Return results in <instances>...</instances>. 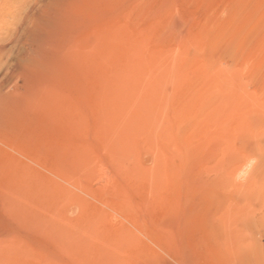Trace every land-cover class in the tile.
<instances>
[{
	"label": "rangeland",
	"instance_id": "374dc122",
	"mask_svg": "<svg viewBox=\"0 0 264 264\" xmlns=\"http://www.w3.org/2000/svg\"><path fill=\"white\" fill-rule=\"evenodd\" d=\"M138 59L173 78L122 159ZM103 262L264 264V0H0V264Z\"/></svg>",
	"mask_w": 264,
	"mask_h": 264
},
{
	"label": "bare ground",
	"instance_id": "6f19581e",
	"mask_svg": "<svg viewBox=\"0 0 264 264\" xmlns=\"http://www.w3.org/2000/svg\"><path fill=\"white\" fill-rule=\"evenodd\" d=\"M176 24V23H175ZM174 24V25H175ZM178 26V25H177ZM171 28H172V26L170 27V30H171ZM174 28V27H173ZM171 33V32H170ZM31 39L34 41V42H36L37 44H39V45H41V47L42 48H44V49H47L48 47H49V45H51V42H47V41H45V39H44V35H43V33L42 32H40L39 30H36L34 33H32L31 34ZM115 40V39H114ZM113 41V40H112ZM146 42V41H145ZM113 43V42H112ZM68 44H70V43H66V45H65V49L67 50L68 49V51L67 52H69V51H71V50H73V49H75V48H72V45H68ZM74 44V43H73ZM94 44V43H93ZM74 46H76V45H74ZM91 46V45H90ZM143 46V45H142ZM80 48L81 47H84V45H80L79 46ZM94 47V46H93ZM70 48H72L71 50H69ZM84 48H88L87 46H85ZM142 48V47H141ZM148 48V47H147ZM83 49V48H82ZM90 50H92V47L91 48H89ZM89 49H87L88 50V52L90 51ZM94 49H95V47H94ZM93 49V50H94ZM76 50V49H75ZM77 50H78V48H77ZM87 50H85V52L87 51ZM175 51V50H174ZM72 52V51H71ZM70 52V53H71ZM83 52V51H82ZM91 52V51H90ZM90 52L88 53V54H90ZM144 52V51H143ZM70 53H68V54H70ZM72 53H74V52H72ZM79 53V50H78V52H77V54ZM93 53V52H92ZM134 53V52H133ZM77 54H76V57L75 56H72V54H70L71 55V58H76L77 59ZM83 54V53H82ZM109 54V53H108ZM75 55V54H74ZM80 55V54H79ZM86 55V54H85ZM92 55V54H91ZM96 55V54H95ZM143 55H145V54H143ZM169 55V54H168ZM173 55V54H172ZM171 55V56H172ZM90 56V55H89ZM109 56V55H108ZM140 56V54H138V56H137V54H136V56H134V57H138V58H140L139 57ZM170 56V57H171ZM175 56V55H174ZM174 56H173V58H174ZM181 55H179V57H180ZM93 57V56H92ZM91 57V58H92ZM167 56H165V58H166ZM177 57V56H176ZM80 58V57H79ZM78 58V59H79ZM126 58V57H125ZM131 58V57H130ZM164 58V57H163ZM163 58H161V60L163 59ZM164 58V59H165ZM76 59L74 60V61H76ZM78 59H77V61L76 62H78ZM128 59V58H127ZM134 59H136V58H134ZM86 60V59H85ZM89 60V59H88ZM102 60V59H101ZM107 60V59H106ZM139 60V62L137 63V64H141L142 63V65H141V67L138 69V70H135L134 71V73L135 72H137L136 73V75H137V78H133L134 79V81H132V78H131V80H129V81H125V82H120V83H118V85H119V89H118V87L116 88V91L114 90V93L115 94H121V96H119L118 98L121 100V101H119V103H118V101L116 102V103H114V105H113V107L111 108L113 111H115V114L114 115H116V120H115V117H114V120H115V122H114V125L111 127V129L109 130V132H110V140H111V142H112V144L111 143H109L110 145H112V147H114V149H115V151L117 152V154L118 155H120V157L122 158V159H124L125 158V156H129L130 154H131V152L129 151V150H126V148H128V147H131L132 145L131 144H133L134 142H131V141H133V139H132V136H134L135 138H136V135L138 134V136L140 135V134H142V135H145V134H143V133H146V135L148 134V136H149V138H150V141H152L153 139L155 140V138H153V137H155V135H157L158 134V132L159 131H161L160 130V128H161V115H160V111H164V110H160L159 111V109H158V107L159 108H165L166 107V105H167V103H168V97H169V95L170 94H168V82H169V80H171L172 78H173V68H170L171 69V71L169 72V71H167V73L161 78V79H159L158 81L156 80V79H154L153 80V77H151V72L153 71V69L151 68V67H153V66H155V65H153V66H149L148 65V67H150L151 68V70H150V68L146 71L145 70V67H146V65L144 64V62H143V60H141V59H138ZM166 60H168V58L166 59ZM170 60V59H169ZM145 61H146V59H145ZM165 61V60H164ZM25 62L28 64V65H30V67L33 69V70H35V69H40V71H42V72H44V73H46L47 71H49V70H51V69H54V67H55V64L54 63H46V62H44L43 61V59H41V57H39L38 56V54L37 53H31V54H29L26 58H25ZM129 62V61H128ZM127 62V63H128ZM82 63V62H81ZM87 63V62H86ZM85 63V64H86ZM89 63V62H88ZM87 63V64H88ZM91 63V62H90ZM131 63V62H130ZM134 63V62H133ZM159 64V63H158ZM145 65V66H144ZM171 66V65H170ZM174 66V65H173ZM172 66V67H173ZM157 67V66H156ZM155 67V68H156ZM87 68V67H86ZM138 68V67H137ZM176 71V70H175ZM174 71V72H175ZM124 73H127L128 74V71L127 72H124ZM133 73V74H134ZM125 74H124V78H125ZM160 76V75H159ZM116 77V76H115ZM134 77H136L135 75H134ZM113 78V77H112ZM111 78V79H112ZM106 80H108V79H106ZM118 80V79H117ZM128 80V79H127ZM108 83V82H107ZM103 85V84H102ZM106 85V84H105ZM121 85V86H120ZM105 89V88H104ZM111 89V88H110ZM118 89V90H117ZM152 89H154L155 90V92L156 91H158L157 92V94L155 93V95L152 93ZM109 91V90H108ZM97 92V91H96ZM170 92H172V90L170 91ZM107 94V93H106ZM111 94V93H110ZM103 97V96H102ZM171 98H172V96H171ZM96 100V99H95ZM108 100V99H107ZM171 100V99H170ZM105 101V100H104ZM107 102V101H106ZM101 103V102H100ZM105 103V102H104ZM170 103V102H169ZM107 104V103H106ZM161 106V107H160ZM191 106V105H190ZM107 107V106H106ZM105 107V108H106ZM170 108V107H169ZM109 109V108H108ZM112 114V113H111ZM110 114V115H111ZM173 115V114H172ZM180 115V114H179ZM182 115V114H181ZM104 116V115H103ZM110 118V117H109ZM167 117H165V119H166ZM162 122H165V121H162ZM197 124H199V123H197ZM106 125H108V124H106ZM106 125H104V127L106 126ZM198 127V126H197ZM100 128V127H99ZM163 129V128H162ZM200 129V128H199ZM165 132H167V131H165ZM100 133H102V132H100ZM105 133V132H104ZM163 133V132H162ZM163 135V134H162ZM103 136V135H102ZM101 136V137H102ZM130 137V138H129ZM133 137V138H134ZM141 137V136H140ZM145 137L146 136H144V140H145ZM138 138V137H137ZM136 138V139H137ZM106 139H109V138H107L106 137ZM132 139V140H131ZM162 139V138H161ZM131 140V141H130ZM149 140V139H148ZM147 140V141H148ZM103 141V140H102ZM108 142V141H107ZM110 142V141H109ZM123 142L125 143V144H123ZM150 143H152V142H150ZM154 143V142H153ZM107 144V143H106ZM131 145V146H130ZM146 145V144H145ZM150 145V144H149ZM148 146V145H147ZM108 147V146H107ZM111 147V148H112ZM150 147V146H149ZM148 147V148H149ZM109 148H110V146H109ZM143 148V147H142ZM129 149V148H128ZM113 150V149H112ZM114 151V150H113ZM140 151V150H139ZM144 151V150H143ZM116 152H115V154H116ZM133 152V151H132ZM137 152H138V150H137ZM136 153V152H135ZM116 154V155H117ZM132 155V154H131ZM136 155H138V154H136ZM114 158V157H113ZM118 159V158H117ZM120 160V158H119V160L120 161H123V160ZM85 160V159H84ZM87 160V159H86ZM119 161V163L121 164V162ZM125 161V160H124ZM134 161V160H133ZM132 161V162H133ZM127 162V161H126ZM124 163V162H123ZM138 163V162H137ZM156 163H157V161H156ZM121 165H123V164H121ZM127 165V164H126ZM143 167V166H142ZM154 167V166H153ZM86 168V167H85ZM123 168V167H122ZM149 168V167H148ZM156 168H158V167H156ZM104 169V168H103ZM129 169V168H128ZM134 169V168H133ZM139 169V168H138ZM102 170V169H101ZM100 171V170H99ZM137 171V170H136ZM139 171H141L140 169H139ZM62 172V171H61ZM106 172V171H105ZM145 173V172H144ZM135 174V172L133 173V175ZM155 174V173H154ZM63 175V174H62ZM69 175H71V174H69ZM74 175L72 174V177H73ZM146 176V175H145ZM133 177V176H132ZM139 177V176H138ZM147 177V176H146ZM159 179V178H158ZM68 180V179H67ZM72 180H74L73 178H72ZM137 180H138V178H137ZM136 180V181H137ZM72 182H74V181H72ZM138 182H140V181H138ZM57 184V183H56ZM62 184V183H61ZM66 184H68V183H66ZM69 184H71L70 186H73L72 185V183H70L69 182ZM76 184H78L79 185V183L77 182ZM77 186V185H76ZM81 186V185H80ZM78 187V186H77ZM80 189V188H79ZM154 189V188H153ZM70 190V189H69ZM157 190V189H156ZM74 193V192H73ZM72 194V193H71ZM66 196H67V194H66ZM69 196V195H68ZM69 197H71V195L69 196ZM71 199V198H70ZM69 201V200H68ZM67 202V201H66ZM70 204V203H69ZM75 204V203H74ZM63 205V204H62ZM64 205H65V203H64ZM63 205V207H65ZM61 207V206H60ZM60 209V208H59ZM21 211V210H20ZM54 216V215H53ZM58 217V216H57ZM69 222V221H68ZM47 226V225H46ZM50 226V225H49ZM93 230L91 229V233H93L92 232ZM90 233V234H91ZM82 236V235H81ZM92 236V235H91ZM86 240V241H85ZM84 241L85 242H87L88 240H89V238H88V240H87V238L85 239ZM83 241V242H84ZM72 242V241H71ZM74 242V241H73ZM90 242V241H89ZM73 244V243H72ZM71 244V245H72ZM75 244V243H74ZM89 244V243H88ZM88 244H87V246H88ZM71 245H69V246H71ZM77 246V245H76ZM75 246V247H76ZM77 249L79 250V248H78V246H77ZM116 249V248H115ZM80 251V250H79ZM116 251V250H115ZM73 252V251H72ZM104 253H105V251H103ZM117 252V251H116ZM71 253V252H70ZM112 253V252H111ZM75 254V253H74ZM79 254V253H78ZM125 254V253H124ZM82 255H84V254H82ZM88 255V254H87ZM115 255V254H114ZM86 256V255H85ZM74 257V256H73ZM78 257H80V256H78ZM77 257V258H78ZM115 257V256H114ZM90 258V257H89ZM116 258V257H115ZM111 259H112V257H111ZM123 259V258H122ZM106 260V259H105ZM91 261V260H90ZM100 261V260H99ZM115 261V260H114ZM100 263V262H99ZM116 263V262H115ZM124 263V262H123ZM102 264H104V262L102 263ZM107 264V263H106Z\"/></svg>",
	"mask_w": 264,
	"mask_h": 264
}]
</instances>
